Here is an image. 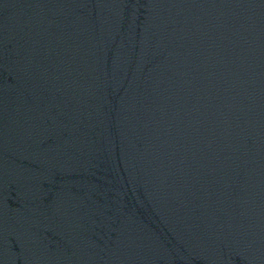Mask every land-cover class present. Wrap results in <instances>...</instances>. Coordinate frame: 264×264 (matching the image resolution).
Segmentation results:
<instances>
[{
  "label": "water",
  "instance_id": "95a60500",
  "mask_svg": "<svg viewBox=\"0 0 264 264\" xmlns=\"http://www.w3.org/2000/svg\"><path fill=\"white\" fill-rule=\"evenodd\" d=\"M0 264H264V0H0Z\"/></svg>",
  "mask_w": 264,
  "mask_h": 264
}]
</instances>
